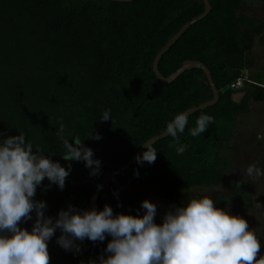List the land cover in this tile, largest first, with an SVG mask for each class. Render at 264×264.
Returning <instances> with one entry per match:
<instances>
[{"label": "trees", "instance_id": "trees-1", "mask_svg": "<svg viewBox=\"0 0 264 264\" xmlns=\"http://www.w3.org/2000/svg\"><path fill=\"white\" fill-rule=\"evenodd\" d=\"M209 1L210 13L162 56L159 69L169 77L187 60L203 62L220 91L218 102L189 116L180 134V143L187 145L183 154H177L171 136L157 141L155 162L136 161L111 179L96 207L107 203L115 212L142 213L145 198L180 204L188 191L225 184L237 188L230 199L253 207L248 184L229 178L227 170L230 153L237 150L238 117L249 113L251 101H264L263 74L240 89L232 84L255 64L253 48L256 36L264 34V21L240 14L247 0ZM205 10L204 0H0V138L23 133L35 147L53 153L52 159L71 164L63 190L49 186L47 178L37 188L35 198L47 202V214L56 216L69 205L91 208L98 185L127 165L140 144L163 134L174 114L214 98L203 69L187 70L172 83L154 71L161 50ZM238 93H244L240 101L234 97ZM105 110L112 119L99 118ZM202 113L214 122L193 137L189 129ZM61 123L66 136H79L93 149L101 160L99 174L91 175L83 161L63 158L56 134ZM97 133L102 139L94 138ZM56 236L48 244L50 264L98 258L111 239L78 241L76 254L60 247Z\"/></svg>", "mask_w": 264, "mask_h": 264}, {"label": "clouds", "instance_id": "clouds-1", "mask_svg": "<svg viewBox=\"0 0 264 264\" xmlns=\"http://www.w3.org/2000/svg\"><path fill=\"white\" fill-rule=\"evenodd\" d=\"M99 118L112 119L110 110ZM213 122L212 115L202 113L189 134L199 136ZM188 124L186 111L174 114L166 124L177 154L187 149L180 143V134ZM56 134L65 160L83 161L91 175L99 174L101 160L91 147L79 136H66L63 123ZM94 138L102 136L97 133ZM140 145L144 151L137 154V164H153L158 152L153 140ZM52 154L35 147L20 132L0 138V264H50L48 244L57 231L56 243L76 254L81 252L78 241L95 243L111 237L98 258L81 264H264L261 240L248 221L228 207L218 206L217 199L203 191H188L180 204L163 213L160 222L156 220L158 205L148 198L141 202L142 213L138 209L136 214L115 212L107 203L103 208L85 209L69 205L56 216L47 214V202L35 198L38 186L47 178L49 186L55 184L63 190L71 171V164L65 167ZM246 172L250 177L261 174L254 164ZM30 220L31 228L23 226Z\"/></svg>", "mask_w": 264, "mask_h": 264}, {"label": "rangeland", "instance_id": "rangeland-1", "mask_svg": "<svg viewBox=\"0 0 264 264\" xmlns=\"http://www.w3.org/2000/svg\"><path fill=\"white\" fill-rule=\"evenodd\" d=\"M240 14H246L264 21V0H247ZM253 59L255 64L246 68L244 75L252 78L255 74H263L264 79V34L257 35ZM264 82V80H263ZM244 93L235 94L236 100L240 101ZM233 143L237 150L230 153L231 166L227 170L228 177L235 181H243L248 184L246 194L253 201V207H248L230 199L237 189L232 184L220 185L207 189H198L212 194L217 199L220 207H228L234 214L242 215L254 229L261 240L260 254H264V101H251L248 114L239 116L235 125ZM254 164L260 169V175L248 176L246 169ZM227 196L221 204L218 199ZM158 205V214L163 213L173 204L164 199L150 198ZM259 255V254H258Z\"/></svg>", "mask_w": 264, "mask_h": 264}, {"label": "water", "instance_id": "water-1", "mask_svg": "<svg viewBox=\"0 0 264 264\" xmlns=\"http://www.w3.org/2000/svg\"><path fill=\"white\" fill-rule=\"evenodd\" d=\"M114 1H128V2H132L134 0H114ZM205 4H206V10L205 12L194 18L193 20H191L190 22H188L171 40L170 42L161 50V52L158 54V56L156 57L155 63H154V71L156 73V75L158 76V78L164 82V83H172L178 76H180L182 73H184L187 70L193 69V68H200L203 69L208 77V81L213 89L214 92V98L210 101H207L205 103H202L199 106H194L190 109H188L186 112H188L189 116L192 115L193 113L203 110L205 108H208L210 106H213L214 104H216L220 98V91L216 85V83L214 82L211 70L208 68V66L206 64H204L203 62L200 61H195V60H187L184 62L183 66L181 68H179L175 73L171 74L169 77H165L159 69V63L160 60L162 58V56L179 40V38L184 34V32L191 27L192 25H194L195 23H197L198 21H200L201 19H203L206 15H208L212 9V6L210 4L209 0H204ZM167 133L166 131L156 137L151 138L150 140H153L154 143H156L157 141L167 137ZM144 151V148L142 147L140 149V151L138 152V154H142V152ZM137 156V155H136ZM136 156L124 167L116 170L115 172L107 175L104 180L101 182L100 187L98 188V190L96 191V193L93 195L92 199H91V207L95 206L96 207V203L99 197V194L101 193V191L103 190V188L105 187V185L111 180L113 179L115 176H117L119 173H122L124 171H126L127 169H129L130 167H132L135 163H136ZM110 237V236H109ZM111 238V237H110Z\"/></svg>", "mask_w": 264, "mask_h": 264}, {"label": "built area", "instance_id": "built-area-1", "mask_svg": "<svg viewBox=\"0 0 264 264\" xmlns=\"http://www.w3.org/2000/svg\"><path fill=\"white\" fill-rule=\"evenodd\" d=\"M251 82V78H249L247 75H243L241 78H239L236 82L232 84V88L240 89L245 86V82Z\"/></svg>", "mask_w": 264, "mask_h": 264}]
</instances>
